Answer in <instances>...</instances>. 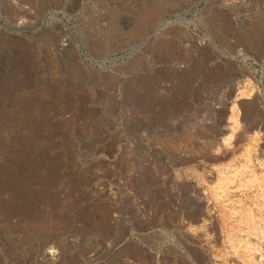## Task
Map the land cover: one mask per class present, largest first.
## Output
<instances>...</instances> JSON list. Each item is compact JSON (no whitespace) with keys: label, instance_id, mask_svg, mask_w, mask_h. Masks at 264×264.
<instances>
[{"label":"rangeland","instance_id":"374dc122","mask_svg":"<svg viewBox=\"0 0 264 264\" xmlns=\"http://www.w3.org/2000/svg\"><path fill=\"white\" fill-rule=\"evenodd\" d=\"M0 264H264V0H0Z\"/></svg>","mask_w":264,"mask_h":264},{"label":"bare ground","instance_id":"6f19581e","mask_svg":"<svg viewBox=\"0 0 264 264\" xmlns=\"http://www.w3.org/2000/svg\"><path fill=\"white\" fill-rule=\"evenodd\" d=\"M228 2V1H227ZM152 14V13H151ZM149 15V14H148ZM147 19V18H146ZM152 20V18L147 22V24ZM144 23V22H143Z\"/></svg>","mask_w":264,"mask_h":264}]
</instances>
